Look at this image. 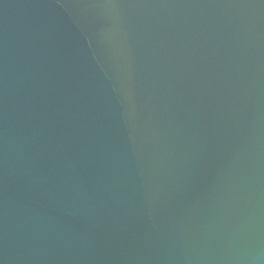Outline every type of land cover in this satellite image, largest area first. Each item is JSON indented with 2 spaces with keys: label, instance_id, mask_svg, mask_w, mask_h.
<instances>
[{
  "label": "water",
  "instance_id": "1",
  "mask_svg": "<svg viewBox=\"0 0 264 264\" xmlns=\"http://www.w3.org/2000/svg\"><path fill=\"white\" fill-rule=\"evenodd\" d=\"M0 264H264V0H0Z\"/></svg>",
  "mask_w": 264,
  "mask_h": 264
}]
</instances>
